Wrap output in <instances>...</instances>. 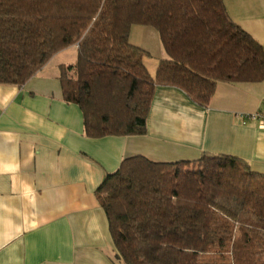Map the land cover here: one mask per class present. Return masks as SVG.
Returning a JSON list of instances; mask_svg holds the SVG:
<instances>
[{
    "label": "trees",
    "instance_id": "16d2710c",
    "mask_svg": "<svg viewBox=\"0 0 264 264\" xmlns=\"http://www.w3.org/2000/svg\"><path fill=\"white\" fill-rule=\"evenodd\" d=\"M150 26L166 54L130 42ZM65 102L84 134L142 136L157 85L207 106L218 82L264 80V43L228 16L223 0H0V84L23 86L58 52ZM124 264H264V174L227 154L122 159L95 191Z\"/></svg>",
    "mask_w": 264,
    "mask_h": 264
},
{
    "label": "crops",
    "instance_id": "0c3cea01",
    "mask_svg": "<svg viewBox=\"0 0 264 264\" xmlns=\"http://www.w3.org/2000/svg\"><path fill=\"white\" fill-rule=\"evenodd\" d=\"M223 2L229 18L264 43V0ZM130 42L163 49L150 26L134 25ZM55 55L23 86L0 84V264H124L95 191L125 157L227 154L264 174V125L237 116L264 112V80L218 82L205 107L157 85L144 135L90 138L78 105L62 98Z\"/></svg>",
    "mask_w": 264,
    "mask_h": 264
},
{
    "label": "rangeland",
    "instance_id": "374dc122",
    "mask_svg": "<svg viewBox=\"0 0 264 264\" xmlns=\"http://www.w3.org/2000/svg\"><path fill=\"white\" fill-rule=\"evenodd\" d=\"M149 52L152 54V56L149 57V58H146V60H144V62H145V65L147 66L149 72L151 74H153V72H154V70H155V68L157 66L158 60L160 58H165V54H164L162 48H161V52H160L153 45H151ZM76 54H77L76 49L73 46H70L67 49L57 53L55 55V57L53 58V60L51 61V64H50L51 65L50 66L51 67V71L55 70V73L58 74V66L57 65L60 64V63H66V64L73 63L75 61V59H76Z\"/></svg>",
    "mask_w": 264,
    "mask_h": 264
},
{
    "label": "built area",
    "instance_id": "2783aa9c",
    "mask_svg": "<svg viewBox=\"0 0 264 264\" xmlns=\"http://www.w3.org/2000/svg\"><path fill=\"white\" fill-rule=\"evenodd\" d=\"M237 116L243 123L248 121H257L259 124L264 125V112L256 111L252 113H238Z\"/></svg>",
    "mask_w": 264,
    "mask_h": 264
}]
</instances>
